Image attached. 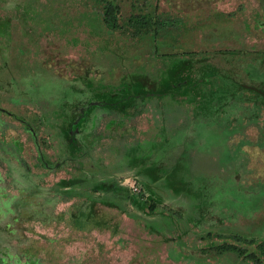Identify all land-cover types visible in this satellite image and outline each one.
<instances>
[{
    "label": "rangeland",
    "instance_id": "rangeland-1",
    "mask_svg": "<svg viewBox=\"0 0 264 264\" xmlns=\"http://www.w3.org/2000/svg\"><path fill=\"white\" fill-rule=\"evenodd\" d=\"M110 3L113 20L107 25L104 13ZM263 22L264 0H0L4 78L0 83H5L0 90L3 264H14V255L24 263L33 256L42 264H256L253 257L264 262L260 250L264 194L251 217L240 213L231 222L222 220L215 229L198 230L189 222L196 208L191 195L173 193L163 181L151 182L142 169L125 163L114 167L118 156L98 149L95 160L85 157L79 164L72 162L45 176L39 185L56 188L63 179L87 181L84 187L72 189L92 199V187L104 186L103 191L111 195L96 201L107 200L116 207L117 211L104 208L103 212L117 232L91 226L77 232L64 223L41 229L26 223V217L42 218L43 213L36 210L38 198L29 192L31 185L13 167L21 164L28 173L43 175L40 155L49 163L60 161L64 118L52 114L56 107L47 100L68 94L70 82H79L80 89L91 82L94 89L133 83L150 95L139 101L141 114L123 139L127 147H137L142 156L169 132L171 147L184 140L186 148L195 150L189 161L195 164L191 169H198L192 176L197 182L240 171L249 184L264 186V109L257 111L252 94L241 91L232 99L233 90L223 87L227 91L220 98L226 97L227 102L217 99L220 93H215L213 102L208 98L213 105L210 112L227 113L231 125L221 117V124L212 127L197 122L180 127L201 113V102L207 103L202 96L200 102H190L188 95L201 77L212 74L214 90H220L228 77L264 92ZM9 80L25 86L31 99H22V87L12 86ZM77 96L68 94L72 102ZM235 117L240 118L238 124ZM109 119L105 116L98 128L106 136L103 147L115 144L110 139L121 132L115 127L111 132ZM78 165L84 170L76 171ZM99 170L105 173L95 172ZM71 200L61 203L60 211L71 209L75 201ZM250 200L237 202L235 209L249 213ZM6 202L17 204L16 208L9 204L8 210L17 212L14 217L20 226L11 217L4 218ZM7 226L26 236H19L15 244ZM225 245L237 251L224 250Z\"/></svg>",
    "mask_w": 264,
    "mask_h": 264
},
{
    "label": "trees",
    "instance_id": "trees-1",
    "mask_svg": "<svg viewBox=\"0 0 264 264\" xmlns=\"http://www.w3.org/2000/svg\"><path fill=\"white\" fill-rule=\"evenodd\" d=\"M111 6L112 3L107 6V9ZM107 9L104 13V19L107 25H111L113 12L111 8H109L108 11ZM260 25L264 27V22L260 23ZM209 75L212 77V74ZM210 77H201L200 80H198V83L188 92V95L191 98L190 102H200L198 98L202 96V100L207 98L205 101H207L208 104L201 102V113H195L193 120L182 124L180 126L181 128L190 125L192 122L201 123L205 127L220 125L221 117L226 120V124L231 125L232 121L226 117L228 116L227 113H219L218 109L214 110V113L210 112L213 110V105H209V101L213 102L215 93H220V95L217 96L218 98L216 97L217 99H226V97L220 98L221 92L225 93V91H227L224 88L233 90V92L230 93L232 99L237 98V92L246 91L252 94L254 98V107L257 111L264 109V94L258 93L251 86L243 85L232 78L225 77L226 82L221 83L220 90H214V78L211 80ZM2 79L4 78L0 74V80L2 81ZM9 83L14 87H22V90L19 91V95L22 99H31V94L27 91L28 89H26L25 86H22V84L16 85L13 80H9ZM3 84L5 85L4 82L0 83V90H2ZM80 85L79 82L72 81L67 87L68 89L66 92L68 94L73 93L79 95L74 102L69 100L68 94L66 93L65 96L59 99L52 98L47 100V104L53 105L52 107L54 108L56 107L52 114H61L64 118L60 127L59 137V143L62 145L60 161L49 163L40 155V165L46 172L43 175H33L28 173L21 164L13 165L16 174L22 177L24 182L29 184V186L31 185L29 192H32L36 196L34 198H38V200L35 201V206H38L36 210L37 212L41 211L43 213L42 218H39L35 214L26 217V223L28 225L38 224L41 229H46L64 223L65 227H70L77 232L85 230L88 226L100 231L112 230L109 226V220L104 216L105 213L103 212L104 208L116 210V207L113 206L112 203H108L107 200L98 202L82 192H73L74 189L72 188L78 187L77 189H80L81 187H84L83 185H85L87 181L80 182L81 180L70 181L63 179L58 183L56 188L39 185L45 176L55 173L58 169L67 167L72 162H77L79 164L85 157L90 161L95 160L93 155L98 152V149H103L102 152H113L118 156L114 167L125 163L132 168L142 169L151 182L165 180L166 184L176 190V193L184 191L191 195L196 201V208L193 215L190 216L189 222L198 230H203L205 228L215 229L224 219L231 222L235 220L240 213L246 218H249L252 213L256 212V208H254L257 204L256 202L260 201L264 194V186L262 184H249V180L242 177L240 171L230 172L229 174H232L231 177L228 176L229 174L222 175V177H217V174H215L209 179L207 178L197 182L192 176L195 175L196 170L198 169H191L190 166H194L195 164L189 161V158L192 159L193 157L191 156V150L193 149L186 148L184 140L180 141L181 144L171 147L168 143L167 137L169 132H167L166 135H163V139L159 143L155 142V144H151L148 153L143 154L142 156L139 154V150L136 149L137 147L126 146L123 139H125L129 128L134 125L136 118L141 114L138 108L140 107L139 104L146 93L137 84L130 83L127 85L123 83L119 87L109 86L110 88L102 87L99 89H94L95 85L93 82L87 83V86L84 89H80ZM209 97L212 99L208 101ZM35 101H37V99ZM225 102L227 101L225 100ZM57 104H59V109L56 106ZM220 108L222 109L223 106ZM59 110H62L64 113H59ZM72 111L76 113H71ZM254 114L255 113H251L252 116H255ZM105 116L110 117L109 124H112L113 126L111 132L116 131L117 128H120L121 132L116 139H110L116 141L115 144H108L103 147L101 146V141L106 136L98 133V128ZM234 119L237 124L238 121L240 122V118L235 117ZM252 121H254V118ZM21 122L24 123V121ZM1 127L2 123H0V128ZM227 131L225 130L223 133L226 135L229 133ZM36 147L39 149V146ZM194 151L195 150H193V152ZM226 152L228 151L226 150ZM83 168L79 167V165L74 167L76 171L84 170ZM95 172L100 173L101 170ZM227 172L228 171L224 173ZM103 189L105 190V187L98 183L92 187L93 192L103 191ZM2 197H5V195H2ZM221 198L224 199L222 200ZM69 199L75 200L71 209L60 211L59 206L61 203H64ZM220 199L221 204L220 208H218L219 203H217V201ZM247 199H251L250 205L252 204L249 213L244 212L242 209V211L235 209V204L237 202H245ZM29 202H31V199L28 201V204ZM6 203L3 204V207ZM16 203L19 204V201ZM9 204L10 206L12 204L14 208L17 207V204L15 205V203H7L8 208L4 207V210L6 209L4 218H7L8 216L11 217L13 221L20 226V220L14 217L17 212L9 211ZM230 207L234 208L236 211H230ZM7 227L8 234L14 235L15 244L20 240L19 236L22 238L26 236V234L18 235L16 228ZM23 228L24 227H21V229ZM116 232L117 227L112 230V233ZM2 239L4 240L5 238L3 235H0V241H2ZM222 248L228 251H237L235 249L236 247L231 245H225ZM260 250L264 256V247L261 245ZM253 258H255L256 264H264V262L259 261L258 258ZM13 259L14 264H26L27 262V264H42L33 256H31L28 261L26 260V263L20 259L19 255H14ZM5 261L4 258L0 259V264H3Z\"/></svg>",
    "mask_w": 264,
    "mask_h": 264
},
{
    "label": "crops",
    "instance_id": "crops-1",
    "mask_svg": "<svg viewBox=\"0 0 264 264\" xmlns=\"http://www.w3.org/2000/svg\"><path fill=\"white\" fill-rule=\"evenodd\" d=\"M163 182H165V180H162ZM171 190L173 191V193H175L176 190H174L172 187H170ZM95 195H94V200L98 199V198H101V197H106V196H110L111 195V192H100V191H97V192H94ZM99 194V195H98ZM101 196V197H100Z\"/></svg>",
    "mask_w": 264,
    "mask_h": 264
},
{
    "label": "water",
    "instance_id": "water-1",
    "mask_svg": "<svg viewBox=\"0 0 264 264\" xmlns=\"http://www.w3.org/2000/svg\"><path fill=\"white\" fill-rule=\"evenodd\" d=\"M256 90V89H255ZM258 93H260V94H264L262 91H258V90H256ZM150 95V93H148V92H146L145 94H144V96H149Z\"/></svg>",
    "mask_w": 264,
    "mask_h": 264
},
{
    "label": "built area",
    "instance_id": "built-area-1",
    "mask_svg": "<svg viewBox=\"0 0 264 264\" xmlns=\"http://www.w3.org/2000/svg\"><path fill=\"white\" fill-rule=\"evenodd\" d=\"M135 191H136V189H135Z\"/></svg>",
    "mask_w": 264,
    "mask_h": 264
}]
</instances>
